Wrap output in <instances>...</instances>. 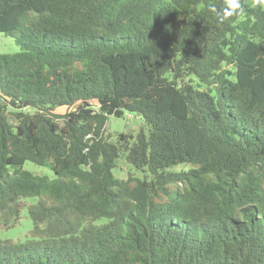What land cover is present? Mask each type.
<instances>
[{
    "label": "trees",
    "instance_id": "trees-1",
    "mask_svg": "<svg viewBox=\"0 0 264 264\" xmlns=\"http://www.w3.org/2000/svg\"><path fill=\"white\" fill-rule=\"evenodd\" d=\"M241 5L0 0V224L37 198L0 264H264V10ZM125 111L148 132L112 140Z\"/></svg>",
    "mask_w": 264,
    "mask_h": 264
},
{
    "label": "rangeland",
    "instance_id": "rangeland-1",
    "mask_svg": "<svg viewBox=\"0 0 264 264\" xmlns=\"http://www.w3.org/2000/svg\"><path fill=\"white\" fill-rule=\"evenodd\" d=\"M19 46L15 43V40L0 32V53H14L19 51ZM66 109H56L57 114H63ZM144 128L148 132L142 117L135 113L125 111L122 117L110 116L106 123V134H111L112 140L116 139L117 134L121 132L131 133L136 135L140 129ZM24 169L30 170L39 175L53 176V172L45 166L37 165L33 162L27 161L23 165ZM189 166H184L188 168ZM181 167H178L180 169ZM132 170L131 165L126 161L124 155H122L118 161L116 167L113 169V173L116 177L127 178L128 173ZM135 172V171H134ZM37 198L31 197L25 199V206L21 210V216L19 221L12 226H5L0 224V240L12 239V240H24L30 236V232L33 228V221L28 214V205L36 202Z\"/></svg>",
    "mask_w": 264,
    "mask_h": 264
},
{
    "label": "clouds",
    "instance_id": "clouds-1",
    "mask_svg": "<svg viewBox=\"0 0 264 264\" xmlns=\"http://www.w3.org/2000/svg\"><path fill=\"white\" fill-rule=\"evenodd\" d=\"M224 4L223 19H227L233 15H240L243 12L241 0H224ZM257 6L264 10V0H252V7ZM208 11L213 14L217 13V9L214 4H210L208 6ZM237 211H239V209Z\"/></svg>",
    "mask_w": 264,
    "mask_h": 264
}]
</instances>
